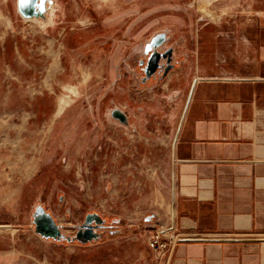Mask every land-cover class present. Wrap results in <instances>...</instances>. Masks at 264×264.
I'll return each mask as SVG.
<instances>
[{
  "label": "rangeland",
  "instance_id": "rangeland-1",
  "mask_svg": "<svg viewBox=\"0 0 264 264\" xmlns=\"http://www.w3.org/2000/svg\"><path fill=\"white\" fill-rule=\"evenodd\" d=\"M210 1L37 0L25 16L0 0V264H162L147 240L167 206L176 49ZM38 207L61 236L36 230Z\"/></svg>",
  "mask_w": 264,
  "mask_h": 264
},
{
  "label": "crops",
  "instance_id": "crops-1",
  "mask_svg": "<svg viewBox=\"0 0 264 264\" xmlns=\"http://www.w3.org/2000/svg\"><path fill=\"white\" fill-rule=\"evenodd\" d=\"M203 12L176 49L178 119L159 174L162 219L189 237L159 260L264 264V0Z\"/></svg>",
  "mask_w": 264,
  "mask_h": 264
},
{
  "label": "water",
  "instance_id": "water-1",
  "mask_svg": "<svg viewBox=\"0 0 264 264\" xmlns=\"http://www.w3.org/2000/svg\"><path fill=\"white\" fill-rule=\"evenodd\" d=\"M37 0H18V7L21 13L25 16H30L34 13L35 5ZM164 53L152 52L147 60V68L149 71H155L158 66V60ZM114 115L118 117L121 121H125V115L120 111H114ZM93 221L100 222V218L95 214L89 213L85 216L84 223L82 227L76 232V236L81 240H87L96 235L94 232L95 224ZM34 223L36 230L50 237L61 236L60 228L58 224L54 221L53 217L44 211L42 207H38L34 213Z\"/></svg>",
  "mask_w": 264,
  "mask_h": 264
},
{
  "label": "built area",
  "instance_id": "built-area-1",
  "mask_svg": "<svg viewBox=\"0 0 264 264\" xmlns=\"http://www.w3.org/2000/svg\"><path fill=\"white\" fill-rule=\"evenodd\" d=\"M184 237L189 235L175 232L171 226L162 221L150 231L147 245L159 258L169 257L178 241Z\"/></svg>",
  "mask_w": 264,
  "mask_h": 264
}]
</instances>
